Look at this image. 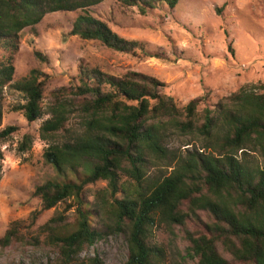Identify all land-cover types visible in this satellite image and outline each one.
I'll list each match as a JSON object with an SVG mask.
<instances>
[{"label":"trees","instance_id":"1","mask_svg":"<svg viewBox=\"0 0 264 264\" xmlns=\"http://www.w3.org/2000/svg\"><path fill=\"white\" fill-rule=\"evenodd\" d=\"M103 1L0 0V49L15 52L20 32L48 13ZM117 1L143 15L164 6L173 10L178 3ZM68 35L134 57L142 48L86 13L76 17ZM34 55L45 61L39 52ZM13 74L11 57L0 62V120L2 91ZM48 79L32 70L12 86L23 95L18 109L28 123L49 116L38 133L55 178L35 188L41 208L31 223L39 213L64 205L40 228L44 244L57 254L54 264H104L97 254L81 259V253L116 235L126 244L123 264H164V250L153 241L159 226L184 245L174 264H264V84L239 88L225 104L210 106L204 95L179 108L156 78L130 70L108 75L78 64L69 86L52 91L44 107ZM15 131L3 129L0 141ZM173 137H188L184 152L171 147ZM31 145L25 135L17 149L24 153ZM98 183L105 187L94 193V203L87 202V187ZM71 211L75 218L69 223ZM97 214L103 231L93 225ZM17 233L7 230L0 246H9Z\"/></svg>","mask_w":264,"mask_h":264},{"label":"rangeland","instance_id":"2","mask_svg":"<svg viewBox=\"0 0 264 264\" xmlns=\"http://www.w3.org/2000/svg\"><path fill=\"white\" fill-rule=\"evenodd\" d=\"M84 13L106 23L121 38L139 42V57L114 53L96 42L69 36L73 21ZM35 51L45 61L37 59ZM149 54L159 58H150ZM9 57L14 74L13 82L2 91L0 131L7 127L16 131L0 141V240L9 229L14 228L18 235L9 246H0V264H54L57 254L44 244L40 228L64 205L39 213L31 223L32 213L41 208L40 201L33 197L35 188L55 178L43 160L47 144L38 133L49 116L28 123L18 109L25 103L23 95L12 85L32 70L47 74L45 107L52 91L68 87L77 65L83 64L108 75L130 70L156 78L165 85L162 93L173 97L179 108L204 95L210 106L220 101L225 104V98L239 88L264 84V0H178L173 10L164 6L144 15L134 6L104 0L73 12L46 14L36 26L20 32L15 52L0 49V62ZM25 135L32 138V145L21 153L17 148ZM187 140L173 137L171 147L184 152ZM191 141L200 145L197 140ZM104 187L105 183L87 187L85 200L94 203V193ZM96 216L93 225L103 231L99 214ZM66 217L69 223L75 218L72 211ZM153 241L164 250V264H174L180 260L177 255L184 254L182 242L165 226L155 229ZM96 254L104 264H123L127 258L125 241L121 236H108L86 247L80 258ZM186 264L195 263L187 260Z\"/></svg>","mask_w":264,"mask_h":264}]
</instances>
